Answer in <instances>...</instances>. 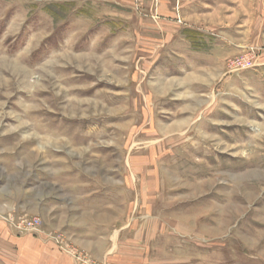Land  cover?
Masks as SVG:
<instances>
[{
  "label": "rangeland",
  "instance_id": "1",
  "mask_svg": "<svg viewBox=\"0 0 264 264\" xmlns=\"http://www.w3.org/2000/svg\"><path fill=\"white\" fill-rule=\"evenodd\" d=\"M6 171L125 186L113 264H264V0H0Z\"/></svg>",
  "mask_w": 264,
  "mask_h": 264
},
{
  "label": "crops",
  "instance_id": "2",
  "mask_svg": "<svg viewBox=\"0 0 264 264\" xmlns=\"http://www.w3.org/2000/svg\"><path fill=\"white\" fill-rule=\"evenodd\" d=\"M21 177V189L16 188L20 175L15 172L6 171L0 181V213L36 214L96 260L119 262L130 249L125 244L128 235L141 234L137 229L127 233V189L112 185L109 178L87 176L86 181L61 185L41 172L23 171ZM0 264L77 263L53 242L40 235L17 234L0 219Z\"/></svg>",
  "mask_w": 264,
  "mask_h": 264
},
{
  "label": "built area",
  "instance_id": "3",
  "mask_svg": "<svg viewBox=\"0 0 264 264\" xmlns=\"http://www.w3.org/2000/svg\"><path fill=\"white\" fill-rule=\"evenodd\" d=\"M0 219L7 223L13 230H16V233H28L33 235H45L51 240H53L59 248L69 253L64 245L61 244L60 236H51L49 234L44 233L41 229V220L39 217H22L18 219H14L8 215L0 216ZM85 263V259L83 261Z\"/></svg>",
  "mask_w": 264,
  "mask_h": 264
}]
</instances>
